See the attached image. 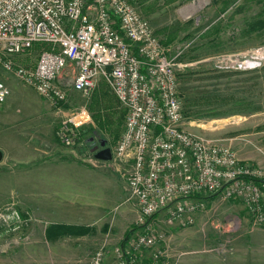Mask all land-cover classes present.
I'll return each instance as SVG.
<instances>
[{"label":"rangeland","instance_id":"1","mask_svg":"<svg viewBox=\"0 0 264 264\" xmlns=\"http://www.w3.org/2000/svg\"><path fill=\"white\" fill-rule=\"evenodd\" d=\"M134 2L170 52L182 51L178 83L185 127L230 146L264 171V0ZM46 45L37 42L16 60L34 67ZM0 77L11 88L0 105V171L18 165L27 170L52 156L85 161L94 170L81 180L83 187L104 210L82 224L60 225L50 223L54 214L48 220L42 209L29 210L27 196L20 204L7 200L0 205V264H90L100 248L115 255L142 230L139 212L129 199L125 171L97 158L91 140H105L113 150L124 130L125 108L103 78L89 96L76 92L59 111L15 74ZM83 105L91 120L79 131L81 142L66 146L57 134L62 114ZM93 112L111 127L100 128ZM13 210L19 218L11 216ZM157 230L163 237L141 250V264H264V224L241 201L221 194L206 198L191 224Z\"/></svg>","mask_w":264,"mask_h":264},{"label":"built area","instance_id":"2","mask_svg":"<svg viewBox=\"0 0 264 264\" xmlns=\"http://www.w3.org/2000/svg\"><path fill=\"white\" fill-rule=\"evenodd\" d=\"M37 42L47 45L35 66L20 64L17 56ZM181 53L170 52L134 0H0V74H15L59 111L103 78L126 110L111 160L125 171L142 230L115 249L113 263L100 248L90 264H141V250L163 237L158 227L191 224L211 194L241 201L264 224L261 167L185 127ZM10 94L0 77V105ZM90 114L84 105L62 114L64 145L81 142ZM11 216L19 218L15 210Z\"/></svg>","mask_w":264,"mask_h":264},{"label":"crops","instance_id":"3","mask_svg":"<svg viewBox=\"0 0 264 264\" xmlns=\"http://www.w3.org/2000/svg\"><path fill=\"white\" fill-rule=\"evenodd\" d=\"M158 29L164 31L163 27ZM22 164L26 166V163ZM18 166L0 171V205L3 206L7 200H16L20 204L21 197L27 196L29 210L36 212L42 209L48 220L50 214H54L56 220L50 219V223L60 225H79L85 219L99 217L104 211L98 200L88 195L83 187L81 180L90 177L94 170L87 162L52 156L35 161V165H29L27 170ZM34 169L35 174L26 173ZM43 194L50 199L39 198ZM65 217L67 220H63ZM106 259L113 263L114 255H108Z\"/></svg>","mask_w":264,"mask_h":264},{"label":"water","instance_id":"4","mask_svg":"<svg viewBox=\"0 0 264 264\" xmlns=\"http://www.w3.org/2000/svg\"><path fill=\"white\" fill-rule=\"evenodd\" d=\"M101 143L104 145L106 143V141L102 140ZM92 150L95 151L96 147L92 148ZM95 154H96L97 158H100L103 160H110L112 158V151L109 147H106V148L96 152ZM1 158H2V153H0V159Z\"/></svg>","mask_w":264,"mask_h":264},{"label":"flooded vegetation","instance_id":"5","mask_svg":"<svg viewBox=\"0 0 264 264\" xmlns=\"http://www.w3.org/2000/svg\"><path fill=\"white\" fill-rule=\"evenodd\" d=\"M101 142H102L101 139L99 141L97 139H95V138L92 140V146L91 147L92 148L96 147V150L94 151L95 153L100 151V150H102V149H104V148H106V147L110 148V146L107 143H105L103 145Z\"/></svg>","mask_w":264,"mask_h":264},{"label":"trees","instance_id":"6","mask_svg":"<svg viewBox=\"0 0 264 264\" xmlns=\"http://www.w3.org/2000/svg\"><path fill=\"white\" fill-rule=\"evenodd\" d=\"M116 99H117V98H116ZM117 101H118V99H117ZM118 102H119V101H118ZM125 111H126V110H125ZM93 115H94L95 120L97 121L98 125L100 126V128L111 127V126H107V125L103 124V122L101 121V118H100V116H98L97 112H93ZM214 196H215V194H211V195H209L207 198H212V197H214Z\"/></svg>","mask_w":264,"mask_h":264}]
</instances>
